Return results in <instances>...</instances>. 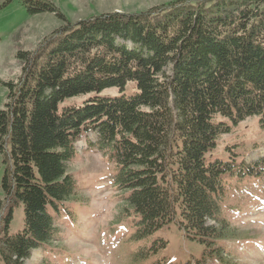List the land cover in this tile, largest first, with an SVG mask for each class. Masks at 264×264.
<instances>
[{
  "label": "trees",
  "instance_id": "1",
  "mask_svg": "<svg viewBox=\"0 0 264 264\" xmlns=\"http://www.w3.org/2000/svg\"><path fill=\"white\" fill-rule=\"evenodd\" d=\"M22 2L30 17L54 13L65 24L18 52L21 74L6 85L0 261L26 264L57 239V219L88 203L70 164L94 134L89 150L114 167L109 179L135 240L175 225L204 248L203 260L222 262L217 242L236 238L222 212L227 188L235 179L264 184V157L218 152L239 123L257 119L264 129V0H176L76 23L47 0ZM19 205L24 228L11 235Z\"/></svg>",
  "mask_w": 264,
  "mask_h": 264
},
{
  "label": "rangeland",
  "instance_id": "2",
  "mask_svg": "<svg viewBox=\"0 0 264 264\" xmlns=\"http://www.w3.org/2000/svg\"><path fill=\"white\" fill-rule=\"evenodd\" d=\"M7 1L0 0V110L8 92L6 85L17 81L21 74L22 63L16 59L18 52L35 50L45 37L65 24L54 13L30 17L22 0H13L2 7ZM47 1L67 21L76 23L105 13H140L176 0ZM91 138L96 137L90 134L88 141L82 139L77 143L78 153L70 164V171L78 179L88 203L72 206L73 219H57L55 223L60 230L57 239L34 250L26 264H264L263 183L248 179L231 181L222 212L236 228V238L217 242L226 252L222 262L203 260L204 248L186 239L175 225L163 228L146 242L135 240L131 219L123 211V197L109 179L114 167L103 153L89 150ZM226 148L232 149L239 159L263 158L264 129L258 120L248 119L235 126L220 141L218 152L223 158L228 156ZM4 175L5 165L0 158V202L5 201ZM13 211L11 235L24 228L23 205ZM154 240H162L161 244L166 247L151 254ZM0 264L3 263L0 261Z\"/></svg>",
  "mask_w": 264,
  "mask_h": 264
}]
</instances>
